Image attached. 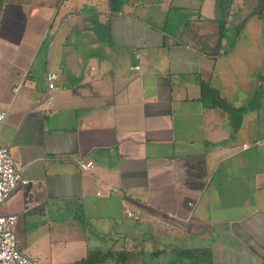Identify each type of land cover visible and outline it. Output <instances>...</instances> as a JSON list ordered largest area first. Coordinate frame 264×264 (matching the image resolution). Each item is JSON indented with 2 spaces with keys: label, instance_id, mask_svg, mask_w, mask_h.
<instances>
[{
  "label": "crops",
  "instance_id": "1",
  "mask_svg": "<svg viewBox=\"0 0 264 264\" xmlns=\"http://www.w3.org/2000/svg\"><path fill=\"white\" fill-rule=\"evenodd\" d=\"M202 10L196 0L5 1L0 141L40 183L0 207L18 216L23 252L38 257L21 220L34 216L54 264H118L119 252L124 264H185L178 252L201 248L220 264H264V19L247 16L231 37L221 9ZM48 71L58 89L40 105Z\"/></svg>",
  "mask_w": 264,
  "mask_h": 264
},
{
  "label": "built area",
  "instance_id": "2",
  "mask_svg": "<svg viewBox=\"0 0 264 264\" xmlns=\"http://www.w3.org/2000/svg\"><path fill=\"white\" fill-rule=\"evenodd\" d=\"M139 68V66L135 67V69ZM58 79L59 75L56 72H47L48 91L45 98L38 102L40 105L54 100L52 92L58 89L56 85ZM7 115L8 110L0 106V130ZM79 165L83 171H89L94 167V163L90 160H81ZM39 184L38 181L29 180L24 176L23 168L14 159L10 146L0 141V207L18 188L37 187ZM35 204V202L29 201L27 209ZM125 213L128 217H136L130 211L125 210ZM17 222V215H3L0 213V264H52L43 262L36 257H30L19 248L15 230Z\"/></svg>",
  "mask_w": 264,
  "mask_h": 264
},
{
  "label": "rangeland",
  "instance_id": "3",
  "mask_svg": "<svg viewBox=\"0 0 264 264\" xmlns=\"http://www.w3.org/2000/svg\"><path fill=\"white\" fill-rule=\"evenodd\" d=\"M196 3L200 4L202 6V8L204 10H202L201 12H198L197 14L201 15V13L203 15H207L208 12H213L215 9H221V11H223L222 13V22H225V29H229L228 33L231 35V37L237 35L238 30L240 29L237 24L238 23H242V19H246L247 16L255 13V11L259 10L261 7V3L262 0H196ZM197 6V5H196ZM229 15V16H228ZM230 17V27H226V20L225 18ZM263 19H264V15H263ZM243 20V21H244ZM228 21V20H227ZM264 33V31H263ZM263 47L262 50H264V40L262 41ZM22 221H30L31 220V227L29 228L30 231V237L31 239L28 241V245L31 249V251H33V255H34V251L37 252V256L36 258L40 259L43 262H50L47 259V255H49V252L51 250V243H49V237H45L46 239V243H43V239L41 238V231L43 230V228H41L40 230L37 231V229H35V234H34V216L31 217H21ZM54 237V236H53ZM56 245L54 243H52V249L54 251ZM25 253V252H24ZM27 254V252L25 253ZM28 255V254H27ZM30 256V255H28ZM33 257V256H30ZM213 260V257H212ZM52 263V262H50ZM54 264V263H52ZM213 264H220L219 262H217L216 260H213ZM256 264V263H255ZM260 264V263H259Z\"/></svg>",
  "mask_w": 264,
  "mask_h": 264
},
{
  "label": "trees",
  "instance_id": "4",
  "mask_svg": "<svg viewBox=\"0 0 264 264\" xmlns=\"http://www.w3.org/2000/svg\"><path fill=\"white\" fill-rule=\"evenodd\" d=\"M5 1L6 0H0V10L2 6L4 5ZM253 15H260V16L264 15V0H262L260 9L255 11V13L249 15V17ZM224 27H225V22H222V29H224ZM201 89H202V92L206 94L207 97L215 99V102H214L215 105H219L226 111L235 115V108H233L227 101L222 100L218 95L219 94L218 91L212 88V86L209 83L201 82ZM257 101H260V98L258 100H254V102L252 103L255 104ZM178 254L180 258H182V261H183L182 263H185V264L187 263L185 258L191 259V262L189 264H213L212 254L208 249L201 248V249H196V250H181L178 252ZM113 255H114L113 253H108L104 255L102 257V261H105L107 258L112 257ZM128 255L129 254L125 252H119L118 257H117L118 264H124L126 259L128 258ZM91 257H93V255L90 256V258ZM178 263H179L178 260H173L171 262V264H178Z\"/></svg>",
  "mask_w": 264,
  "mask_h": 264
}]
</instances>
